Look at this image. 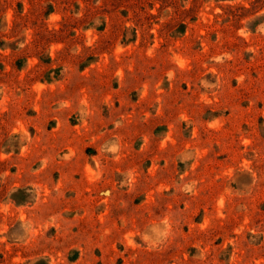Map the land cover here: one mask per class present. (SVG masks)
Wrapping results in <instances>:
<instances>
[{"label": "rangeland", "instance_id": "374dc122", "mask_svg": "<svg viewBox=\"0 0 264 264\" xmlns=\"http://www.w3.org/2000/svg\"><path fill=\"white\" fill-rule=\"evenodd\" d=\"M0 264H264V0H0Z\"/></svg>", "mask_w": 264, "mask_h": 264}]
</instances>
